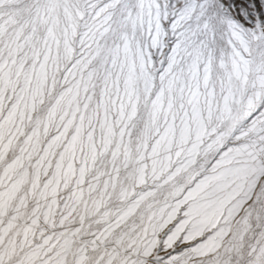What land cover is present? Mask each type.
<instances>
[{
  "label": "snow or ice",
  "instance_id": "1",
  "mask_svg": "<svg viewBox=\"0 0 264 264\" xmlns=\"http://www.w3.org/2000/svg\"><path fill=\"white\" fill-rule=\"evenodd\" d=\"M0 264H264V0H0Z\"/></svg>",
  "mask_w": 264,
  "mask_h": 264
}]
</instances>
